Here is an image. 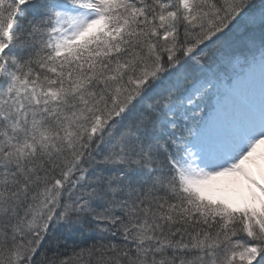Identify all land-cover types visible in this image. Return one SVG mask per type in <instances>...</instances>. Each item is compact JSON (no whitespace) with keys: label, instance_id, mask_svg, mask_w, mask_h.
<instances>
[{"label":"snow or ice","instance_id":"6c2138e0","mask_svg":"<svg viewBox=\"0 0 264 264\" xmlns=\"http://www.w3.org/2000/svg\"><path fill=\"white\" fill-rule=\"evenodd\" d=\"M0 264H264V0H0Z\"/></svg>","mask_w":264,"mask_h":264}]
</instances>
